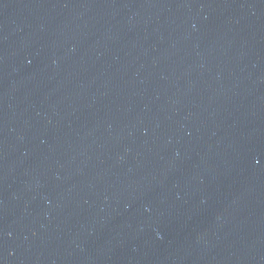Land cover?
Masks as SVG:
<instances>
[{
	"label": "water",
	"instance_id": "obj_1",
	"mask_svg": "<svg viewBox=\"0 0 264 264\" xmlns=\"http://www.w3.org/2000/svg\"><path fill=\"white\" fill-rule=\"evenodd\" d=\"M0 264H264V0H0Z\"/></svg>",
	"mask_w": 264,
	"mask_h": 264
}]
</instances>
